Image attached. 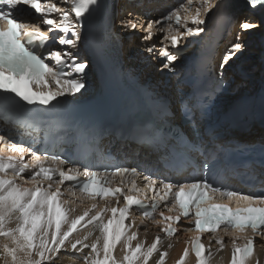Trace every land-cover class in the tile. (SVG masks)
<instances>
[{"label":"snow or ice","instance_id":"obj_1","mask_svg":"<svg viewBox=\"0 0 264 264\" xmlns=\"http://www.w3.org/2000/svg\"><path fill=\"white\" fill-rule=\"evenodd\" d=\"M60 2L69 6L67 11L52 0H0V122L6 126L5 134H0V142L3 148L16 153L5 155L3 148H0V237L5 240L0 245V260L3 264H52L53 257L69 246L73 252L82 254L84 264H149L154 254L158 256L155 264H165L168 253L160 251L162 240L159 235L147 247L144 242H138L133 247L132 241L137 240L138 235L131 231L135 221L126 225L125 220L129 219L134 207L155 224H163L161 230L168 237L177 233L174 224L182 220L191 225L186 229L189 232L215 235L222 227L226 235L239 238L236 230L242 233L250 228L255 236H264V196L245 195L213 186L207 179L177 183L160 181L157 190L158 181L152 175L144 176L145 186L139 188L135 178L141 173L135 168H118L112 173L89 171L87 167L81 170L74 166L76 161L72 159H64L58 154H38L39 150L34 148L33 142L15 139L12 129L23 128L31 136L44 123L25 113L46 112L49 106L71 104L79 99L77 94L86 88L88 62L80 58L79 51L73 50H77L82 42L81 28L85 21L99 11L102 3L101 0ZM199 3L194 14L188 16H182L181 12L191 13L193 0H187V4L169 12L164 17L166 27L159 20H150L146 26L140 25L147 33L144 39L151 40L156 29L166 33L165 40L177 47L184 38L204 32L206 22L203 16L216 5L213 0H199ZM247 3L255 7L264 5V0H247ZM25 7L34 10L47 30L19 18L17 13ZM53 14L59 19L52 18ZM189 22L192 26H189ZM125 26L136 29L138 25L128 21ZM181 27L184 28L183 32L180 31ZM253 27L247 22L242 25L245 30ZM57 44L68 46V50H57ZM242 47L239 42L233 44L224 62L227 63L234 52ZM37 49H45L46 53ZM148 51L152 52L153 49L149 48ZM159 55L166 58L165 68H170L177 59V55L167 48ZM33 85H39L41 90H33ZM55 132L51 128L45 129L46 138ZM29 154L30 159L26 160ZM46 161H51L54 166H46ZM65 164L73 166L65 170ZM129 173L133 179L127 192L123 187L112 186V178L121 177L123 184L125 174ZM16 177L33 186L24 187ZM80 177L86 179L80 180ZM45 181L49 183L45 184ZM66 182H70L72 189L79 188L89 199L100 197L107 201L112 196L117 205L122 199L123 206L110 207L111 201H108L101 208L93 203L83 214L73 216L75 209L62 199L65 192L61 186ZM149 191L154 193L151 204L146 202ZM130 193H144L145 198L140 199ZM217 194L228 200L243 201L246 206L233 209L228 204H210ZM162 202H165L168 213L177 214L166 215L165 211L160 210ZM108 213H111V217L105 221ZM157 214L161 219H156ZM13 224L14 227L11 226ZM81 225L87 230L86 234L75 238L73 234L80 231ZM96 231L99 236L87 243ZM245 239L247 243L243 247L237 245L236 239L232 240L231 264H247L253 255L254 239ZM122 241L126 251L122 259H117L114 251ZM259 242L264 245V240ZM216 243L222 250L225 247L224 237H218ZM191 245L197 264H210L212 257L205 253L211 250L202 242L201 235L193 236ZM85 249L89 251L85 252ZM188 255L189 249L185 248L177 264H185Z\"/></svg>","mask_w":264,"mask_h":264},{"label":"bare ground","instance_id":"obj_2","mask_svg":"<svg viewBox=\"0 0 264 264\" xmlns=\"http://www.w3.org/2000/svg\"><path fill=\"white\" fill-rule=\"evenodd\" d=\"M145 8H146V10H150L151 11V10L156 8V5L155 4H150V6L145 7ZM137 11H139V12L143 11L144 12L145 10L140 9V10H137ZM243 12H246V13L254 12V14H257V16H259V18L261 19V21H263V24H264V9H262V10L253 9L251 11L247 10V11H243ZM134 15H138V14H134ZM156 16L157 15L152 16V18H150L149 20H148V18H145L146 16H143V18L139 17V19L141 18V23H143L142 25H144L145 23L147 24V22H149L150 20H152V21L158 20V18ZM203 17H206L205 21H208L211 18V15L210 14H206ZM133 19H134V17H133ZM252 19L253 18L251 17L250 21ZM119 22H121V21H119ZM254 22H253V24H254ZM256 27H257V25L255 24V27H253V28L255 29ZM155 30L156 29H154V31ZM251 30H252V28H251ZM118 39H119V36H118ZM135 40H137V38L136 39L134 38V41ZM134 41H133V43H134ZM228 41H234L236 43V39L231 37V36L229 37ZM156 43H157V41L155 43L151 44V46L149 48H152V47L155 48L156 47ZM140 47H141V49L145 48L144 45H141ZM160 52H161V48L160 47L156 48L155 52H153V53L149 52V56L147 57L148 61L151 62L150 63V67H148V69H149L148 72L149 73L150 72H154V69L157 66L156 57L159 56ZM122 53H124V50L122 51ZM128 64H130V63H128ZM240 64H242L241 61H240ZM125 67H127V64H126ZM233 67H234V64H233ZM127 68H129V67H127ZM152 74H154V73H152ZM255 74H251V72L248 71L247 80L249 79V75H253L254 76ZM155 78L157 80H159L157 77H155ZM242 83H243L242 86H244L245 88H248V86L246 85L245 81H243ZM170 86L172 87L170 89V93L171 94L175 93V88L173 87L174 86L173 82L170 83ZM162 90H165V88H162ZM241 140H243V141L245 140V141H248V142H254L255 141L254 137L251 136V135H248L244 139H241ZM4 154L5 155H16V154H7L5 152H4ZM9 175L11 176V173H9ZM25 176H27V173L25 174ZM31 186H33V185L31 184ZM62 199L66 200L68 202V204H69V202H70L69 200L70 199H74V198L71 197V198H69V200H67V197L64 196V197H62ZM76 201L81 202L80 203L81 205H79V208H76V206L74 207V205L71 206L69 204V206H71L72 208L75 209V211L73 212V216L83 214V212L86 209H89V206L92 205L93 203L99 204L98 201L89 202V201L83 200L82 198H79ZM108 218H110V214L109 213L105 217V221H107ZM11 226L14 227L15 225L13 224ZM79 227H80V230L83 229L82 225L79 226ZM88 230H91V229L89 228ZM86 231L87 230H84V231L78 232V233H74L73 236L75 238H81L83 235L86 234ZM131 231H135L138 234L137 235V240L132 241L133 247H135L136 243H138V242H144L145 246L147 247L148 245H150L153 242L154 237L159 233L160 227L158 225H156V224L143 223V222H140L138 220H135V225L131 229ZM95 236H99V232L98 231H96L95 235L92 238H90L89 241H86V242L87 243L93 242V240L95 239ZM188 239H189V237L187 236V234H184V233L181 234L180 233L174 239L171 240L170 244L172 245V247L169 248L168 245L165 243L164 239L161 238L162 243L159 246L160 251L168 253L167 257L165 258V264H177V261H179L181 256L183 255L184 249L187 248V246H188ZM209 247H210L211 251H210V253L207 252L206 255L210 254L211 257H212L210 264H231L232 254L230 253V250L228 249V247L226 245L224 247L225 250L223 252L220 251V245L219 244H217V245L213 244V245H210ZM84 251L88 252L89 249H85ZM125 251H126V248H125V245H124V243L122 241L121 243H118V245L116 246V249L114 251V255L116 256L117 259H122ZM81 256H82L81 253L73 252V250L69 246L66 249H62L60 253L56 254L53 257L52 264H84L83 259L81 258ZM256 256H257L256 259H258L260 261V264H264V259L262 257V253L258 252ZM157 258H158L157 254H154L153 258L151 260H149V264H155V261H156ZM0 264H3L2 260H0ZM45 264H48V262H45ZM185 264H197V260H195L193 258H189V259L186 258ZM247 264H253V262L252 261H248Z\"/></svg>","mask_w":264,"mask_h":264},{"label":"rangeland","instance_id":"obj_3","mask_svg":"<svg viewBox=\"0 0 264 264\" xmlns=\"http://www.w3.org/2000/svg\"><path fill=\"white\" fill-rule=\"evenodd\" d=\"M213 1H214L213 2L214 4L217 3L216 2L217 0L216 1L213 0ZM213 11H214V9L212 10V12ZM140 12L141 13H138L137 12L138 15H132L133 13H131L130 12V9H128V7H127V9L124 12L126 16H123L122 17L123 18L122 21L120 20L121 22H118L117 23V27H120L119 28L120 29L119 32L124 37V38H122V43H123L122 44L123 45L122 46V49L124 50V53H126L128 49L129 50H133V48L136 51L142 52L140 50H145V49H141V47H140L141 45H144L145 48L148 49L151 46V44H153L156 41H158L159 40V37L161 36L160 33H158L157 30H155L154 31L155 34L153 35V37H152L151 40L144 39V37L147 35V33L143 30L142 27H140V25L143 24V23H141V18H143V16H145L144 15L145 13L143 11H140ZM207 14H210L211 15V12L210 13L208 12ZM132 16L134 17V19H133ZM138 16L141 17V18L139 19ZM251 17L253 19L250 21ZM203 18H204V20H206L205 19L206 17H203ZM128 21H134V22H136L137 25H138L137 28L136 29H133L130 26H127L126 27L125 25L127 24ZM245 21L247 23H250V24H253V22L255 21L253 25L255 27V24H256L257 27L255 29L252 28V30L251 29L245 30V29L242 28V25H243V23H245ZM144 25L146 26V23ZM231 37H233V38L236 39V43L239 42V43H241L243 45L242 52L240 51V53H238L237 58H239V59H242L243 58L241 60V63H242V65L247 66L249 64L248 58H250L251 60L253 58H256V56L260 55L261 52L264 49V24H263V21H261V19L259 18V16H257V14H254V12H249V13L243 12L241 14V16H239V18L237 19V24L234 27V32L231 34ZM125 38H127L129 40H127ZM134 38L135 39L137 38V40L134 41ZM119 39H121V38L119 37ZM133 41H134V43H133ZM148 56H149V52H145L144 54H142L140 56V59L141 60L138 59L137 61H135L133 59L134 62H132V61L131 62H127V67H129V68L130 67H138L139 64H140L139 61H142V60L148 61V58H147ZM128 63H130V64H128ZM150 63L151 62H149V66L148 67H150ZM252 64H254L253 61H251L250 65L246 67L247 71H250L251 66H253ZM127 67H126V69H129ZM144 68L145 67H142L141 66V69H144ZM148 70H149L148 68L144 70V73H143L144 76L147 75V73H149ZM260 70H261V68H258V70H255L253 68V69H251L250 72H251V74H255V73L257 74L258 71H260ZM154 71H155V69H154ZM152 73H154V74H152ZM143 74H142V77H143ZM149 74L154 75V77L157 76L155 72H150ZM235 79H236V84L237 85H240L242 83L240 81V79H237L236 76H235ZM15 179H17L18 182L21 183L24 187H32L30 183H25V181L23 179L19 178V177H16ZM67 200H69V199L67 198ZM69 201H70L69 204L71 206L74 205V207L76 206V208H79V205H81L80 204L81 202L76 201L75 199H73V200L70 199ZM84 230L85 229H81L79 232H82ZM4 242H5L4 238L0 237V245H2Z\"/></svg>","mask_w":264,"mask_h":264},{"label":"water","instance_id":"obj_4","mask_svg":"<svg viewBox=\"0 0 264 264\" xmlns=\"http://www.w3.org/2000/svg\"><path fill=\"white\" fill-rule=\"evenodd\" d=\"M92 97H93V95H92L91 93H88V94L86 95V100H90Z\"/></svg>","mask_w":264,"mask_h":264},{"label":"trees","instance_id":"obj_5","mask_svg":"<svg viewBox=\"0 0 264 264\" xmlns=\"http://www.w3.org/2000/svg\"><path fill=\"white\" fill-rule=\"evenodd\" d=\"M143 80H145V79H143ZM143 80H142V81H143Z\"/></svg>","mask_w":264,"mask_h":264}]
</instances>
